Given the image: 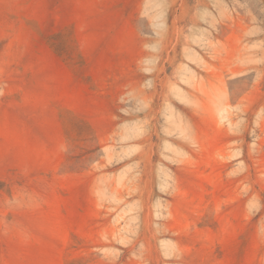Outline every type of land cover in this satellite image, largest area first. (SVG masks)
Returning a JSON list of instances; mask_svg holds the SVG:
<instances>
[{
    "label": "rangeland",
    "instance_id": "1",
    "mask_svg": "<svg viewBox=\"0 0 264 264\" xmlns=\"http://www.w3.org/2000/svg\"><path fill=\"white\" fill-rule=\"evenodd\" d=\"M0 264H264V0H0Z\"/></svg>",
    "mask_w": 264,
    "mask_h": 264
}]
</instances>
